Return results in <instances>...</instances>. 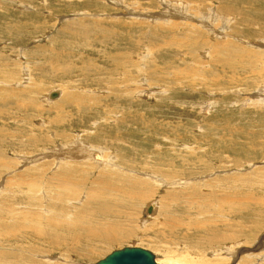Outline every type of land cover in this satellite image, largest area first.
Here are the masks:
<instances>
[{
	"label": "rangeland",
	"instance_id": "374dc122",
	"mask_svg": "<svg viewBox=\"0 0 264 264\" xmlns=\"http://www.w3.org/2000/svg\"><path fill=\"white\" fill-rule=\"evenodd\" d=\"M162 1L177 0H0V210L3 203L10 209L0 211V264H94L133 245L159 260L167 250L191 260L231 248L228 264H264V0H180L183 11L167 17L178 21L190 9L208 14L212 7L219 36L249 53L237 62L223 51L217 56L234 67L191 54L185 31L171 34L140 18L168 12ZM127 6L138 14H127ZM56 90L60 96L49 99ZM70 150L80 152L60 155ZM75 163L85 167L79 174L88 184L131 180L149 193L113 209L115 221L100 216L101 200L88 204L86 190L64 203L68 216L95 211V219L117 224L121 239L97 252L73 240L77 229L34 225L59 207L47 198L55 193L28 196L29 181L41 174L38 185H59ZM108 170L118 175L108 177ZM152 203L156 215L149 217ZM232 251L235 257L227 255Z\"/></svg>",
	"mask_w": 264,
	"mask_h": 264
},
{
	"label": "bare ground",
	"instance_id": "6f19581e",
	"mask_svg": "<svg viewBox=\"0 0 264 264\" xmlns=\"http://www.w3.org/2000/svg\"><path fill=\"white\" fill-rule=\"evenodd\" d=\"M180 0H177V1H175V2H172V1H162L163 2V4H164V2H165V9L166 10H168V12L166 11V13L164 12V14L162 13V12H159V13H157V12H152L151 14H149V13H140V14H143V16H141L140 18H142V17H146L147 18V20L148 19H151L150 21L153 23V22H158L157 23V25L159 26V28L161 27L162 28V30L163 29H166V31H169L170 33H171V31H178V30H181L182 32H184L185 31V36H184V38H185V40H187V44H188V51L191 53V54H193V53H195V52H197V53H200L201 55H203L205 58H207V60H209V59H214V55H215V63L216 64H224V65H229L230 67H234V65L235 64H237V63H232L231 61H229V60H222V59H220V58H217V56L218 57H220L221 56V52L223 51L224 52V54H228V55H232L233 56V58H235V60H236V62L237 61H240L241 59H242V56L244 55L245 57H247L248 55H249V53H247L246 52V50H243L242 48H239V47H237V46H235V44L234 43H232L231 41H230V39L229 40H225V39H222L221 38V36H219V35H223L222 33H224V32H222L221 34L219 33V32H217V31H219V28H217L216 26H215V21L217 20V15H215V11H213L212 10V7H211V9H209L210 10V13H208V14H205V13H203L202 14V12L200 11V7L198 8H196V9H190L191 11H192V14L189 16L188 15V17L186 16V18L185 19H181V20H173V19H168L169 17L170 18H172L171 17V11L173 10V11H175V13L177 12V10H180L181 12L183 11V9H181L182 8V6L180 5V2H179ZM209 1V0H208ZM186 2V1H185ZM116 3V2H115ZM166 3H168V5L169 6H167L166 5ZM172 3H174V4H177V5H175L174 7L172 6ZM198 3V2H197ZM205 3V2H204ZM179 4V5H178ZM185 4V3H184ZM140 6V5H139ZM164 6V5H163ZM179 6H181V8L179 7ZM184 6V5H183ZM189 6V5H188ZM187 7V6H186ZM185 6H184V8H186ZM137 8V7H136ZM179 8V9H178ZM195 8V7H194ZM229 9V8H228ZM245 9V8H244ZM126 10L128 11V13L127 14H132V16L133 15H135V14H138V11H135L134 10V8L133 7H126ZM241 10V9H240ZM155 11V10H154ZM190 12V11H189ZM201 12V13H200ZM232 12V11H231ZM233 12H234V10H233ZM240 12V11H239ZM157 13V14H156ZM185 13H188L187 11L185 12ZM152 14H154L156 17H151V15ZM180 13H178V16H180L179 15ZM242 14V13H241ZM177 15V14H176ZM176 15H174V16H176ZM177 16V17H178ZM168 17V18H167ZM184 17V16H183ZM201 17V18H200ZM181 18V17H180ZM187 18H189L190 20H188ZM220 18V17H219ZM143 19V18H142ZM155 19V20H154ZM157 19H164V21H157ZM174 19H175V17H174ZM227 19V18H226ZM140 20V19H139ZM154 20V21H153ZM173 20V21H172ZM219 20V19H218ZM190 21H192V22H190ZM194 21V22H193ZM245 22V21H244ZM211 23H212V25H211ZM154 24V23H153ZM160 24H164V25H160ZM151 26V25H150ZM247 26V25H246ZM155 29V28H154ZM87 30V29H86ZM157 30H158V28H157ZM159 30H161V29H159ZM161 30V31H162ZM202 30H204V31H206L207 30V32H209L210 33V36L208 35V37H207V35H205L207 32H202ZM156 31V30H155ZM220 31H222L221 29H220ZM157 32V31H156ZM155 32V33H156ZM179 32V31H178ZM217 32V33H216ZM174 33V32H173ZM172 34V33H171ZM127 35V34H126ZM153 35V34H152ZM186 35H187V37L189 36L190 37V39L189 38H187L186 37ZM164 36H165V33H164ZM217 36V37H216ZM153 37H154V35H153ZM156 37H158V36H156ZM200 38V41H198L197 40V38ZM219 37L221 38V39H219ZM229 37V36H228ZM107 38V37H106ZM147 38V37H146ZM163 38V37H162ZM214 38V39H213ZM218 38V39H217ZM178 40H180V39H178ZM183 40V39H182ZM156 41V40H155ZM173 42V41H172ZM172 42H170V43H172ZM177 42V41H176ZM179 42V41H178ZM155 43V42H154ZM173 43H175V40H174V42ZM178 44V43H177ZM251 43H249V45H250ZM255 44H260V43H255ZM139 45V44H138ZM172 45V44H171ZM183 45V43H181V45H180V47H183L182 46ZM241 45V44H240ZM244 45V44H243ZM242 45V46H243ZM263 45V44H262ZM127 46V45H126ZM248 46V45H247ZM251 46V45H250ZM260 46V45H259ZM147 47H150V46H148L147 45ZM156 47V46H155ZM185 47H186V45H185ZM152 48V47H151ZM151 48H150V51H151ZM149 49V48H148ZM263 49V48H262ZM132 50V49H131ZM138 50V49H137ZM134 51H136V50H134ZM250 51H252V50H250ZM147 52H148V50H147ZM152 52V51H151ZM258 52V51H257ZM260 52V51H259ZM212 55H211V54ZM261 53V52H260ZM140 54V53H139ZM150 54V53H149ZM258 54V53H257ZM227 55V56H228ZM148 56V55H147ZM143 57V56H142ZM253 57V56H252ZM251 57V58H252ZM262 57H263V61H264V52L262 53ZM217 58V59H216ZM230 58V57H229ZM203 59V58H202ZM142 60V59H141ZM153 60V59H152ZM206 60V59H205ZM206 60V61H207ZM262 61V62H263ZM136 62V61H135ZM195 62V61H194ZM134 63V62H133ZM132 63V64H133ZM196 63V62H195ZM198 63V62H197ZM210 63V62H209ZM238 63H241V62H238ZM255 63V62H254ZM120 64H123V63H120ZM136 64V63H135ZM138 64V63H137ZM141 64H143V63H141ZM145 64V63H144ZM201 64V63H200ZM201 65H205V64H201ZM208 65V64H207ZM264 65V64H263ZM122 66H124V64L122 65ZM135 66H137V65H135ZM236 66V65H235ZM134 67V66H133ZM145 67V66H144ZM200 67V66H199ZM204 66H201V68H203ZM206 67V66H205ZM230 67H228V68H230ZM1 68V67H0ZM3 68V67H2ZM125 68H127V67H125ZM124 68V69H125ZM129 68V67H128ZM146 68V67H145ZM168 68V67H167ZM143 69V68H142ZM147 69H148V67H147ZM204 69V68H203ZM131 70V69H130ZM141 70V69H140ZM149 70V72H151V70L150 69H148ZM148 70H147V72H148ZM193 70V69H192ZM210 70H211V68H210ZM214 70V69H213ZM129 71V70H128ZM136 71V70H135ZM134 71V72H135ZM145 71V70H144ZM143 71V72H144ZM156 71V70H155ZM216 71V70H215ZM225 71V70H224ZM129 72H131V71H129ZM138 72V71H137ZM136 72V73H137ZM141 72V71H140ZM146 72V73H147ZM202 72V71H201ZM124 73V72H123ZM145 73V72H144ZM153 73V72H152ZM195 73V72H194ZM208 73H209V70H208ZM207 73V74H208ZM2 74V73H1ZM151 74V73H150ZM197 74V73H196ZM203 74V73H202ZM206 74V75H207ZM211 74V73H210ZM216 75L217 73H213V75ZM7 75V74H6ZM8 75H10V74H8ZM12 75V74H11ZM130 75H131V73H130ZM143 75H145V74H143ZM149 75V74H148ZM154 75V74H153ZM153 75H151V76H153ZM161 75V74H160ZM199 75V73L197 74V76ZM206 75H202V76H205V78L207 77ZM213 75L212 76H210V78L211 77H213ZM147 76V75H146ZM145 76V77H146ZM193 76H195V75H193ZM218 78H219V76H217ZM138 78V77H137ZM159 78V77H158ZM193 78V77H192ZM199 78V77H198ZM200 78H202L201 76H200ZM215 78L216 77H213V80H211L212 82H215ZM142 79V78H141ZM194 79V78H193ZM192 79V80H193ZM217 79V78H216ZM111 80V79H110ZM154 80V79H153ZM197 80H199V79H197ZM203 80H204V78H203ZM113 81V80H112ZM128 81V80H127ZM194 81V80H193ZM200 81V80H199ZM205 81H206V79H205ZM208 81V80H207ZM202 82V81H201ZM204 82V81H203ZM126 83H128V82H126ZM190 83V82H189ZM127 85V84H126ZM211 85V84H210ZM113 87V86H112ZM130 87V86H129ZM132 87V86H131ZM138 87L139 86H137V89H138ZM147 87V86H146ZM136 88V87H135ZM131 89V88H130ZM129 89V90H130ZM135 90V89H134ZM60 90H56V91H53V92H59ZM152 91H154V90H152ZM134 92V91H133ZM144 92H146V91H144ZM128 93V92H127ZM60 92H59V96H60ZM142 95V94H141ZM49 96H50V98L49 99H52V100H55V99H57L59 96H57V97H55V98H53L52 96H51V93L49 94ZM66 100H68V99H66ZM259 102V101H258ZM48 104V103H47ZM256 104H259V103H256ZM263 104V103H262ZM63 134V133H62ZM57 135H58V133H57ZM60 136H63V135H61L60 134ZM59 137V136H58ZM58 137H56V138H58ZM90 146H91V144H90ZM95 146V145H94ZM69 147V146H68ZM76 147V146H75ZM78 147V146H77ZM96 148V147H95ZM98 148V147H97ZM63 149V148H62ZM92 149V148H91ZM95 150V149H94ZM97 151H98V149H96ZM78 152H80V151H78ZM77 151H73V150H70V151H68V153H60V155L62 156V155H65V156H62L63 158H76L77 157V153H78ZM85 153H86V156H88V155H91L92 154V152L90 151V150H87V151H84ZM108 153V152H107ZM102 156V155H101ZM103 157V156H102ZM104 157H105V155H104ZM103 157V158H104ZM101 158V157H100ZM99 159V158H98ZM114 159V158H113ZM113 159H112V161H113ZM42 160V159H41ZM100 160V159H99ZM83 162H85L84 160H83ZM89 162V160L87 161V162H85V163H88ZM90 162H91V160H90ZM78 163V162H77ZM98 163H99V161H98ZM111 163V162H110ZM114 163V162H113ZM112 163V164H113ZM9 164V163H8ZM49 164V163H48ZM51 164V163H50ZM69 164H70V162H69ZM107 164V163H106ZM109 164V163H108ZM3 165V164H2ZM43 165V164H42ZM47 165V164H46ZM74 166L73 167H70V168H68L67 167V175H63L62 173H60L61 175H62V177L57 181V182H61V184H59V185H53V183H50V181L49 182H42V185H38V180L36 179V178H40V176H41V174L40 175H38V174H36L37 175V177L36 178H34V179H30L31 181H29V184H28V186H27V195L28 196H30V197H34L35 195H37L36 193H38L39 192V190H43L44 192H45V194H47V195H49L50 193L52 194V193H55L56 195H55V197H51V198H49V196L47 197L48 199H51V200H53L54 202H55V205L56 206H58L59 207V211L58 210H56L57 211V213H56V215H55V217H44L45 219H42V218H40V219H38V220H35V224L34 225H36V224H39V225H41V226H43V224H45V223H47V224H50V225H57V226H59V227H64L68 232H70L71 234H73L74 233V231H75V229H77V232H76V234H75V236H76V238L75 239H73V240H75L76 241V243H80L81 241V239L83 240V242H86L87 243V247L85 246V248L86 249H88L89 250V252H94L95 250H96V252H97V250H99L103 245H109V244H113V243H115V242H117L118 240H120L121 239V236L119 235V231H118V229H115V228H118L117 227V224H114V223H109V222H107V220H109V221H115L116 219H117V217L119 216L118 215V212H116V210L114 211L113 209H117L118 207H126V206H129L130 205V202H132V197H134V196H139V195H141V196H148L149 195V193H146V192H144V191H141V190H138V189H135V187H136V185H135V183L133 182V181H129L125 186H123V187H116L115 186V184L113 185V183H107L106 181L105 182H103L102 184L100 183V184H98V185H100V186H96V184H97V181H93V182H91V184L89 183L88 184V180L86 179V177L85 176H83V175H85V174H79L80 173V170H85V167L84 166H82V167H84V169L80 166V165H78V164H73ZM90 165V164H89ZM6 166H7V164H6ZM11 166V165H10ZM45 166V165H44ZM72 166V165H71ZM87 166V165H86ZM93 166V165H92ZM110 166V165H109ZM101 167H103V165H101L99 168H101ZM8 168V167H7ZM44 168V167H43ZM92 168H94V167H92ZM104 168L105 169H108V166H104ZM111 168V167H110ZM114 169V168H113ZM116 169V168H115ZM160 169V168H159ZM47 170V169H46ZM173 170V169H172ZM33 171V170H32ZM45 171V170H44ZM88 170L86 169V172H87ZM48 172V171H47ZM109 174L107 175L108 177L110 176V177H116L117 175H116V173L113 171V172H111V171H107ZM124 172V171H123ZM170 172V171H169ZM141 173V172H140ZM101 174V173H100ZM157 174H158V172H157ZM121 175H122V173H121ZM45 176V175H44ZM47 176V175H46ZM45 176V177H46ZM171 176V175H170ZM169 177V176H168ZM51 178H53V177H51ZM48 179H49V177H48ZM54 179V178H53ZM51 180V179H50ZM125 180V179H124ZM160 180H163V179H160ZM159 180V181H160ZM53 181V180H52ZM179 181V180H178ZM177 181V182H178ZM221 181V180H220ZM219 181V182H220ZM100 182V181H99ZM125 182V181H124ZM163 182V181H162ZM174 182V181H173ZM63 183V184H62ZM167 183V182H166ZM176 183V182H175ZM174 183V184H175ZM184 183V182H183ZM94 184V185H93ZM168 184V183H167ZM218 184V183H217ZM93 185V186H92ZM208 185V184H207ZM158 186V185H157ZM205 186V185H204ZM171 187V186H170ZM121 188H123V189H121ZM144 188H146V187H144ZM82 190H86L85 192L87 193V195H88V197L91 199L89 202H88V204L90 205V202H97L98 200H101L100 202L101 203H99V205L98 206H96V207H103V212L101 213L100 212V216H102V217H105V216H107V217H109V218H107V220L106 221H99V219H95V211H92L93 212V215H92V217L91 218H89V216L90 215H86V214H83V217H81V214H80V212L78 211V212H76V213H73V214H69V216H68V214H66L65 213V211H64V203H66V201L67 200H69L70 198H73V197H75V196H78L79 195V193H80V191H82ZM103 190H105L106 191V193H108V196L105 198V199H103ZM152 193V192H151ZM45 194H42V196H44ZM132 196V197H131ZM37 197H39V196H37ZM42 198H44V197H42ZM32 199V198H31ZM33 199H35V198H33ZM47 199V200H48ZM83 199V198H82ZM43 200V199H42ZM45 200H46V198H45ZM44 200V202L46 203L47 201H45ZM50 200V201H51ZM71 202H72V200H70ZM36 202V201H35ZM42 202V201H41ZM40 202V203H41ZM219 204H223V201H222V199L220 198V199H218V201H217ZM227 202V201H226ZM106 203H108V204H106ZM240 203V202H239ZM248 203V202H247ZM5 203H3V207L4 208H2V210H0L1 211V213L2 214H7V213H9V211H10V209H8V207H6L5 205H4ZM94 204V203H93ZM110 204V205H109ZM135 204V203H134ZM138 203H136V205H137ZM240 204H242V203H240ZM31 205H33V204H31ZM36 205H38V204H36ZM42 205V204H41ZM97 205V204H96ZM150 205V204H149ZM259 205V204H258ZM45 206V205H44ZM113 206V207H112ZM152 207H153V210H152V212L151 213H149V212H147L148 214H149V217L151 216V217H153L154 215H156L154 212H155V207H156V205L154 204V203H152V205H151ZM247 206V205H246ZM35 207V206H34ZM38 207V206H37ZM36 207V208H37ZM149 207V206H148ZM147 207V208H148ZM87 208V207H86ZM220 208V207H219ZM29 209H31V208H29ZM37 209H39V208H37ZM42 209V208H41ZM46 209V208H45ZM96 209V208H95ZM236 209V208H235ZM34 210V209H33ZM113 210V211H112ZM148 211V210H147ZM25 212V211H24ZM27 212H28V210H27ZM31 212H33V211H31ZM47 212V211H46ZM46 212H45V214H46ZM49 212V211H48ZM96 212H99V210L97 209L96 210ZM158 212V211H157ZM237 212V211H236ZM114 215H113V214ZM22 214L23 215H25L23 212H22ZM21 214V215H22ZM36 215H38V214H36ZM47 215V214H46ZM32 217V216H31ZM17 218V217H16ZM15 218V219H16ZM37 218H39V217H36V219ZM148 218V217H147ZM19 219V217L17 218V220ZM22 219V218H21ZM150 218H148V220H149ZM16 220V221H17ZM31 220H33V219H31ZM22 220H20V222H21ZM23 221H25V223H27V224H30L31 223V221L28 219V215L26 214L25 215V218L23 219ZM22 221V222H23ZM45 223H44V222ZM17 223H18V221H17ZM34 222H32V224H33ZM81 223H83V226L81 225ZM4 224H5V222H4ZM81 226H80V225ZM14 225H16V224H14ZM79 226H80V228H79ZM84 226H86L87 228H88V230H83L84 229ZM90 227V228H89ZM9 228H10V226H7V231L5 230V232L7 233L8 232V230H9ZM14 228V227H13ZM1 230H3V228H0ZM11 230H12V228H11ZM36 230V229H35ZM79 230H82V232L80 231L79 232ZM1 232V231H0ZM17 232V231H16ZM15 232V233H16ZM2 233V232H1ZM36 233V232H35ZM43 234H46V233H43ZM237 236H238V234H236ZM79 237V238H78ZM214 238V237H213ZM80 239V240H79ZM210 239V238H209ZM222 239V238H221ZM227 239H229V240H233V235L232 236H230V237H228ZM85 240V241H84ZM223 240V239H222ZM90 243V244H89ZM237 243V242H236ZM54 245V244H53ZM57 245V244H56ZM78 245V244H77ZM236 245V244H235ZM235 245H232V250H235V251H239L238 250V248L236 247L235 249H233V247L235 246ZM238 246H239V242H238V244H237ZM161 247V246H160ZM225 247H227V245L225 246ZM230 248V247H229ZM156 249V248H155ZM183 249V248H182ZM239 249H240V247H239ZM256 249V248H255ZM85 250V249H84ZM158 250V249H157ZM160 250V249H159ZM226 250L228 251V250H231V248L230 249H224V252L223 253H221V252H217L216 254H214V256L211 258V259H206V256L204 255V254H201L202 255V257L201 258H198V257H193L192 256V258H191V260L190 259H187V257L188 256H186L185 257V255L184 254H182V255H184V257L182 256L181 258L178 256V254H177V256H175L174 254H173V252L171 253L170 251H164V256L162 255V257L163 258H161L160 260L159 259H157L159 262H161V263H163V264H228L229 263V259L226 257ZM241 250H245V249H241ZM82 251V250H81ZM221 251V250H220ZM223 251V250H222ZM246 252H249V250H245ZM252 251V250H251ZM255 252V251H254ZM80 253H83V252H80ZM215 253V252H214ZM237 253V252H236ZM213 254V253H212ZM225 254V255H224ZM234 254V257H235V253H233V251L230 253V254H227V255H233ZM84 255V254H83ZM90 254H88V256H89ZM24 256V255H23ZM181 256V255H180ZM192 259H195V260H192ZM188 260H190V261H188ZM1 262V261H0ZM6 262V261H5ZM7 264V263H6ZM95 264V263H94ZM243 264H248V263H243Z\"/></svg>",
	"mask_w": 264,
	"mask_h": 264
},
{
	"label": "water",
	"instance_id": "95a60500",
	"mask_svg": "<svg viewBox=\"0 0 264 264\" xmlns=\"http://www.w3.org/2000/svg\"><path fill=\"white\" fill-rule=\"evenodd\" d=\"M53 98L59 96V92H52ZM152 206H149L148 212L151 213ZM95 264H163L157 260L156 253L142 246H124L115 249L101 258Z\"/></svg>",
	"mask_w": 264,
	"mask_h": 264
}]
</instances>
